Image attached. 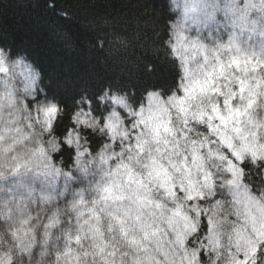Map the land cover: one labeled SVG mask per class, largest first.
Instances as JSON below:
<instances>
[{
  "label": "clouds",
  "instance_id": "clouds-1",
  "mask_svg": "<svg viewBox=\"0 0 264 264\" xmlns=\"http://www.w3.org/2000/svg\"><path fill=\"white\" fill-rule=\"evenodd\" d=\"M153 12L150 75L67 102L0 42V264H264V0Z\"/></svg>",
  "mask_w": 264,
  "mask_h": 264
},
{
  "label": "trees",
  "instance_id": "trees-1",
  "mask_svg": "<svg viewBox=\"0 0 264 264\" xmlns=\"http://www.w3.org/2000/svg\"><path fill=\"white\" fill-rule=\"evenodd\" d=\"M56 8H48V0H0V42L11 43L16 52H27L51 81L49 91L59 94L65 102L78 95L77 89L88 84L98 90L117 76L147 75L133 68L132 61L142 55L152 41L150 24L154 7L161 0H55ZM67 11L71 19L57 15ZM107 17L113 23L104 26ZM112 32L128 37L131 47L120 51V46L108 52L90 49L88 42L97 37L107 41ZM75 47V50L69 48ZM110 53V54H109ZM152 61L150 56H143ZM143 65L141 64V69ZM157 84L173 78V71L160 66ZM67 89L64 91L61 87ZM151 79L148 83H152ZM72 93V95H71Z\"/></svg>",
  "mask_w": 264,
  "mask_h": 264
}]
</instances>
